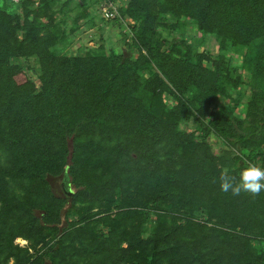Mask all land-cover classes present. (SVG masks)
<instances>
[{
	"label": "trees",
	"instance_id": "1",
	"mask_svg": "<svg viewBox=\"0 0 264 264\" xmlns=\"http://www.w3.org/2000/svg\"><path fill=\"white\" fill-rule=\"evenodd\" d=\"M119 1L131 33L118 17L101 16L119 31L120 47L85 57L68 55L61 37L37 33L36 18L28 19L33 0L12 4L24 15L21 40L19 12L0 10V72L10 57L22 59L8 65L12 87L0 91V262L44 264L70 254L65 264H264V190L233 195L221 191L219 179L227 169L238 183L250 162L264 167V0ZM155 22L168 28L159 43L150 37ZM200 34L218 39L214 53L197 50ZM59 45L60 55L53 50ZM35 54L38 93L24 74L25 57ZM145 74L156 96L149 111L134 95ZM161 92L170 96L168 110ZM105 125L122 134L136 159L146 151L141 214L149 220L157 212L167 223L162 230L143 237L139 226L123 224L113 244L88 222L93 214L66 204L78 192H54L56 177L63 178V191L70 183L79 193L93 187L83 156L93 136L108 134ZM160 150L167 151L165 162L150 166L149 159H162ZM61 216L65 225L55 228ZM48 223L55 225L51 242ZM19 236L32 247L41 244L35 262L28 248L13 243ZM67 238H77L82 252ZM80 256L88 260L79 263Z\"/></svg>",
	"mask_w": 264,
	"mask_h": 264
},
{
	"label": "rangeland",
	"instance_id": "2",
	"mask_svg": "<svg viewBox=\"0 0 264 264\" xmlns=\"http://www.w3.org/2000/svg\"><path fill=\"white\" fill-rule=\"evenodd\" d=\"M20 0H0V10L5 13H18L19 12V30L16 33L18 40L24 38L22 28L24 15H21V9L14 11L13 5L15 2ZM13 2V3H12ZM117 5H120L119 0H115ZM102 0H33L31 9L33 10L29 15L28 19L33 20L36 18V30L38 34L47 36L48 33L53 35V40L61 37L64 51L68 55H75L77 57H85L88 55H103L104 52H108L112 49H118L120 47V35L119 31L111 24H107L102 18L100 8L102 7ZM89 11H82L83 8ZM45 7V10H43ZM36 12V14H35ZM89 16V19L86 17ZM153 32L150 37L153 43H159L162 37L168 32L163 22H155ZM24 26V25H23ZM193 32V31H192ZM197 41L195 46L200 52H211L214 53L218 47V39L213 34H200L197 35ZM50 42L47 43L49 45ZM53 48V47H51ZM55 54H63L61 45L53 48ZM142 54L147 56L146 49H142ZM24 59V58H23ZM19 57H10L5 62L3 73L0 72V91L5 93L9 91L12 86L7 82L10 76L8 65L19 64L21 62ZM26 67L24 68L25 77L32 83H34L38 93L41 91V65L39 63V56H26ZM233 62H237L235 55ZM158 65L153 64L155 72L160 76ZM163 77V76H162ZM145 78H148V74H145ZM141 86L134 92V95L140 99V105L149 111V109L155 104L153 100L156 96L152 91L154 88V82L149 79L141 80ZM151 90V91H150ZM158 93V92H156ZM160 98L163 100V106L165 110L171 107L170 96L166 92L159 93ZM169 97V98H168ZM152 101V102H151ZM106 126V125H105ZM189 126V125H188ZM191 126V125H190ZM189 126V127H190ZM108 134L103 136H93V140L89 141L90 145L87 146L85 156L83 159L86 162V168L88 172V178L93 183V187L87 191L82 190L79 193V188L73 184H69L70 190L78 192L76 200L72 201L68 199L66 204L79 207L84 214L90 212L93 214L91 219L88 218V222L96 224L97 234L103 232L111 243H116L121 239L122 225L139 226L141 236L146 237L153 233V230H162L167 224L164 220L158 218L157 212L151 214V219L147 220L141 214L143 210V201L139 195L141 182L146 181L145 171L146 169L142 166V162L147 161L148 155L146 151H141L139 155L141 158H135L132 155L130 148L125 144L124 137L120 132L112 130L111 127L106 126ZM99 134V133H98ZM216 145V144H214ZM71 149V148H70ZM85 149V148H84ZM233 150V149H232ZM234 151V150H233ZM166 150H160V156L162 159H149L151 161L150 166L158 168L165 162ZM2 150H0V161L3 162ZM264 154V150L262 151ZM133 156V157H131ZM126 157H131L133 160L127 162ZM138 160H142L141 164ZM144 164V163H143ZM148 164V163H147ZM260 166V165H259ZM62 177L52 178L50 180L51 186L54 192L58 195L65 196L66 191L62 190L63 184ZM64 186V185H63ZM69 195L68 193H66ZM128 195V196H127ZM126 198V199H125ZM128 211L132 213L127 214ZM87 212V213H86ZM194 212V211H193ZM192 214L193 218H197L195 214ZM195 213V212H194ZM171 215L179 216L181 212H170ZM190 217L191 215L186 214ZM61 223L55 226L52 223H48L44 232L47 234L46 241H53L54 226L55 228L64 226V216H61ZM97 222V223H96ZM114 223L113 229L110 231L109 228H105V223ZM212 225V223H209ZM108 227V226H107ZM236 228L233 229V231ZM69 230H65L62 234H67ZM71 235V234H70ZM69 235V236H70ZM249 235V234H248ZM252 235V234H250ZM264 237V236H262ZM13 243L22 248H28L29 262H35L38 255L41 252L39 249L40 245L36 247L31 246V241L23 236L14 238ZM68 244L75 245L79 252H82V247L78 244V239L67 238ZM121 246H126L125 242H119ZM70 254H62L56 256V258L46 259L44 264H65L69 261ZM82 263L88 260V256L82 258ZM90 260L94 257H89ZM14 257H9L6 264H16ZM0 264H4L2 261Z\"/></svg>",
	"mask_w": 264,
	"mask_h": 264
},
{
	"label": "clouds",
	"instance_id": "3",
	"mask_svg": "<svg viewBox=\"0 0 264 264\" xmlns=\"http://www.w3.org/2000/svg\"><path fill=\"white\" fill-rule=\"evenodd\" d=\"M220 189L223 192H231L233 195H239L242 191L253 195H258L264 190V167L256 163H249L246 168L240 172L239 182H235V177L228 174L224 169L220 173Z\"/></svg>",
	"mask_w": 264,
	"mask_h": 264
},
{
	"label": "built area",
	"instance_id": "4",
	"mask_svg": "<svg viewBox=\"0 0 264 264\" xmlns=\"http://www.w3.org/2000/svg\"><path fill=\"white\" fill-rule=\"evenodd\" d=\"M101 16L105 19H112L118 17L122 21L125 30L131 33L128 27V20L125 21L119 14L117 3H114L111 0H107L104 4H102Z\"/></svg>",
	"mask_w": 264,
	"mask_h": 264
},
{
	"label": "water",
	"instance_id": "5",
	"mask_svg": "<svg viewBox=\"0 0 264 264\" xmlns=\"http://www.w3.org/2000/svg\"><path fill=\"white\" fill-rule=\"evenodd\" d=\"M67 188H69V187H68V186H66V187L63 186V189H64L65 191L67 190ZM66 193L70 194L71 191H66Z\"/></svg>",
	"mask_w": 264,
	"mask_h": 264
}]
</instances>
